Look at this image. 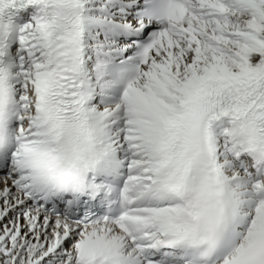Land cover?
<instances>
[{
    "label": "snow or ice",
    "instance_id": "obj_1",
    "mask_svg": "<svg viewBox=\"0 0 264 264\" xmlns=\"http://www.w3.org/2000/svg\"><path fill=\"white\" fill-rule=\"evenodd\" d=\"M0 264H264V0H0Z\"/></svg>",
    "mask_w": 264,
    "mask_h": 264
}]
</instances>
